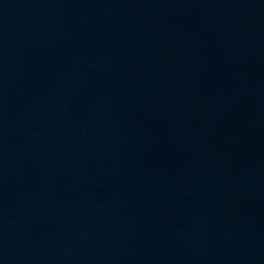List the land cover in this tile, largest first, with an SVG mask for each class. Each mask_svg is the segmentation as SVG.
I'll use <instances>...</instances> for the list:
<instances>
[{
	"label": "water",
	"instance_id": "obj_1",
	"mask_svg": "<svg viewBox=\"0 0 264 264\" xmlns=\"http://www.w3.org/2000/svg\"><path fill=\"white\" fill-rule=\"evenodd\" d=\"M264 187V0H0V264H231Z\"/></svg>",
	"mask_w": 264,
	"mask_h": 264
}]
</instances>
